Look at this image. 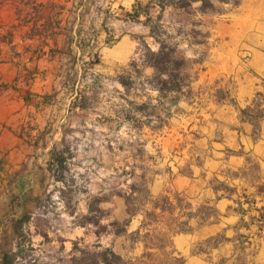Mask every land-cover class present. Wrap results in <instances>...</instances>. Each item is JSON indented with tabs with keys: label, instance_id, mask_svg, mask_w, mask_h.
Here are the masks:
<instances>
[{
	"label": "crops",
	"instance_id": "crops-1",
	"mask_svg": "<svg viewBox=\"0 0 264 264\" xmlns=\"http://www.w3.org/2000/svg\"><path fill=\"white\" fill-rule=\"evenodd\" d=\"M121 1L0 0V264L28 247L71 264L75 244L134 264H264V0L243 2L206 49L191 84L199 105L182 115L192 112L191 134L177 141L175 173L149 186L152 196L184 198L187 207L178 208L190 215L171 219L169 202L163 212L153 207V220L130 216L113 196L100 203L106 232L70 222L57 236L35 219L62 133L88 127L80 100L133 53L131 37L103 27L102 5ZM208 207L212 215L197 214ZM114 223H125V232ZM184 223L185 232L173 233Z\"/></svg>",
	"mask_w": 264,
	"mask_h": 264
},
{
	"label": "rangeland",
	"instance_id": "rangeland-1",
	"mask_svg": "<svg viewBox=\"0 0 264 264\" xmlns=\"http://www.w3.org/2000/svg\"><path fill=\"white\" fill-rule=\"evenodd\" d=\"M122 1L118 5H102L103 27L114 32V36L131 37L133 53L116 73L102 74L93 91L80 100V106L86 109L81 121L88 127L85 131L62 133L52 153L61 165L56 164L55 174L35 206V219L40 221L41 228L57 236L63 235L64 223L67 228L70 222L73 228L89 223L92 227L96 225L97 233L106 232L107 211L100 203L110 201L113 196L121 199L127 212L148 215V220H153V207L169 208V202L170 208L173 207L171 219H175V214L190 215L191 212L180 211L187 207L184 198L173 194L152 196L149 186L159 175L171 179L175 173V158H181L182 150L181 142L177 141L191 134L188 130L192 112L182 115L186 108L199 105L191 86L194 69L204 60L206 49L217 40L215 35L223 33L231 18L243 11V2L247 0H238L237 4L234 0L225 3L215 0L214 9L205 13L198 10V3L186 10H161L159 0H135L131 7ZM149 27L173 46L176 56L184 62L180 78L185 79L187 87L170 99L156 91L157 83L151 81L154 70L142 63L144 45L152 51L158 49L149 36ZM114 40L111 37L109 44ZM172 97L177 99L175 105L169 103ZM181 102L188 103V107ZM209 208H202L197 214L212 215ZM122 225L114 224L112 229L118 232ZM82 247L85 245H78ZM20 251L4 264H69L58 254L46 259L33 253L30 247ZM176 262L175 259L172 264ZM235 264H243V260L237 259Z\"/></svg>",
	"mask_w": 264,
	"mask_h": 264
},
{
	"label": "trees",
	"instance_id": "trees-1",
	"mask_svg": "<svg viewBox=\"0 0 264 264\" xmlns=\"http://www.w3.org/2000/svg\"><path fill=\"white\" fill-rule=\"evenodd\" d=\"M214 1L215 0H159L157 1V5L161 10H164L165 8L186 10L193 4L198 3V10L201 13H205L214 9ZM232 1L233 0H223L222 2L225 3ZM234 1L235 4H237L238 0ZM149 28V36L153 38L154 42L158 45V49L157 51H152L148 45H144L142 63L144 66L153 68L154 74L151 78V81L157 83L156 91L165 99H170L171 96L180 93L184 87H187V85H185V79L180 78L182 72H184V62L183 59L176 56V51L173 46L167 44L166 41L161 38V36L155 35L153 33L151 27ZM176 101L177 99L172 97V100L169 103L175 105ZM59 162V165H61V161ZM163 200L166 204L168 203L166 199ZM159 208L161 209V212L169 210L166 205H163ZM128 214L130 216L135 215L130 211ZM125 225L126 224L124 223L120 231L117 233L125 232ZM184 225L185 223L178 225L176 229L173 230V233L185 232L186 229ZM73 254L74 256L71 259L72 264H133L131 261L125 260L121 256L115 254L110 249L101 248L99 245L78 248V246L75 244L73 245ZM176 261L177 264H181L182 259H176Z\"/></svg>",
	"mask_w": 264,
	"mask_h": 264
}]
</instances>
